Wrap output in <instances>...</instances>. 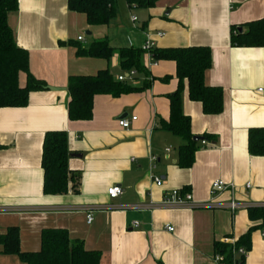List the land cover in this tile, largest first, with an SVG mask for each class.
Wrapping results in <instances>:
<instances>
[{
    "label": "crops",
    "instance_id": "0c3cea01",
    "mask_svg": "<svg viewBox=\"0 0 264 264\" xmlns=\"http://www.w3.org/2000/svg\"><path fill=\"white\" fill-rule=\"evenodd\" d=\"M126 1L130 25H117L113 36H108V24L90 25L85 14L70 10L68 0H18V10L10 13L16 42L29 52L31 72L48 88L31 92L25 107L0 108V233L17 226L22 251H39L44 229L65 228L72 241L101 251V264H220L215 243L238 241L258 224L249 219L248 207L264 206V156L248 149L249 130L264 127V93L259 91L264 88V47L231 43L233 26L264 17V0H157L152 7ZM157 32L166 34L155 37V48L209 46L212 64L205 82L224 90L223 111L208 115L185 87L182 109L191 117L193 135L215 136L199 142L189 168L178 164L183 140L160 125L169 120L168 96L178 85L173 61L144 52L148 76L139 79L138 73L129 81L141 90L97 95L90 120L68 118L71 75L107 68L115 77L127 72L117 53L110 59L79 56L70 41L88 47L107 38L114 48L141 47ZM164 76L171 79L165 82ZM25 81L21 73L20 83ZM133 116L137 119L128 128L119 124ZM49 130L67 131L68 165L79 179L70 185L78 181L77 191L43 192L41 161ZM158 176L161 186L153 179ZM217 180L233 183V191L211 193ZM112 186H121L122 194L111 198L107 190ZM175 189L191 193L196 205L164 204V196ZM232 199L245 206L232 211ZM262 229L252 233L245 264H264ZM0 264L26 263L2 253L0 245Z\"/></svg>",
    "mask_w": 264,
    "mask_h": 264
},
{
    "label": "trees",
    "instance_id": "16d2710c",
    "mask_svg": "<svg viewBox=\"0 0 264 264\" xmlns=\"http://www.w3.org/2000/svg\"><path fill=\"white\" fill-rule=\"evenodd\" d=\"M131 6L152 7L157 0H128ZM116 0H68L69 9L83 13L90 25L107 24L116 16ZM19 8L18 0H0V108L25 107L33 91L46 90V82L34 76L30 70L29 52L16 42L9 24V15ZM77 48L79 56L110 59L115 53L119 56L120 67L124 71L137 70L148 76L142 64L141 47L114 48L107 38L93 41L88 47L78 41H70ZM231 43L243 47H264V17L232 27ZM156 60L173 61L176 65L177 89L169 97V120H161V128L183 140L179 148L178 164L189 168L195 161L199 142L194 140L191 130V117L183 112L182 101L185 87L189 99L202 104L205 114L217 115L223 111L224 90L222 86L208 85L206 72L212 64V51L209 46L192 45L186 47L154 48L151 51ZM26 75L25 84L20 83V74ZM169 81L171 76H164ZM149 82V81H148ZM146 86V85H145ZM144 86V87H145ZM143 86L128 80L121 81L107 68L94 75H71L68 80L70 100L68 118L71 121L90 120L94 114V99L97 95L118 97L122 94L141 90ZM215 136L205 134L203 140ZM2 146L0 145V149ZM248 149L252 155L264 156V127L249 130ZM68 134L66 130H49L44 135L41 165L44 171L43 192L63 194L71 187L77 191L78 176L69 168ZM76 177V178H75ZM248 216L258 223L250 227L236 241L237 246L251 248V236L255 229L264 228V206L248 207ZM2 253L15 254L26 264H101L102 253L89 250L80 239L72 241L65 228H48L42 231L39 251H22L20 231L11 226L6 233H0ZM216 253L225 257L227 264L234 263V255L229 244L215 243ZM245 264L244 259L237 260Z\"/></svg>",
    "mask_w": 264,
    "mask_h": 264
},
{
    "label": "built area",
    "instance_id": "2783aa9c",
    "mask_svg": "<svg viewBox=\"0 0 264 264\" xmlns=\"http://www.w3.org/2000/svg\"><path fill=\"white\" fill-rule=\"evenodd\" d=\"M138 20V17L133 15L132 16V21L136 22ZM165 32H157L152 36L153 34H149L147 38L145 39L144 43L141 45V48L144 50L145 53H148L149 55L152 56V49L155 48L156 42H155V37H163L165 36ZM79 40H83V37L80 36L78 38ZM137 70L132 69L129 70L123 74H120L118 76V79L121 81H135L137 79ZM259 91L264 93V88H260ZM137 116H133L131 119L128 118H122L119 120V124L124 127L128 128L131 125V120H136ZM169 148L167 149V151ZM152 160L155 159L154 156L151 157ZM156 185L161 186L163 184V179L161 177H153ZM246 188H250L251 184L248 183L245 186ZM234 189V184L233 183H225L223 181L217 180L212 183V190L211 193H218L222 192L225 190H230L233 191ZM123 192V189L121 186H112L108 188L107 193L111 198H115L119 195H121ZM164 204H177V205H189V206H195L196 204L193 202V196L189 192H184L183 190L180 189H175L172 190L169 194H166L162 200ZM244 204H241L240 202L236 201L235 199H232L229 203V208L232 211H235L241 207H244ZM93 220L92 214H88V222H91ZM135 225H138V222H135ZM167 229L169 231H174L173 226H167ZM262 235L264 236V229H262ZM223 243L229 244L232 248V253L234 255V263L233 264H238L237 260L240 258L245 259L248 254L249 250L245 248L244 246H237L236 241L233 238H225L222 241ZM215 260L219 262L220 264H227L225 257L222 254L216 253L215 255Z\"/></svg>",
    "mask_w": 264,
    "mask_h": 264
},
{
    "label": "rangeland",
    "instance_id": "374dc122",
    "mask_svg": "<svg viewBox=\"0 0 264 264\" xmlns=\"http://www.w3.org/2000/svg\"><path fill=\"white\" fill-rule=\"evenodd\" d=\"M116 9H117V15L113 17L106 25H107V33L108 36H113V31L118 25L129 26L130 25V12L128 8V4L126 0H116ZM136 15H140V11L134 12ZM104 30V29H102ZM84 37L86 39L91 38L90 35H87L84 33ZM143 74H139L138 78L141 79Z\"/></svg>",
    "mask_w": 264,
    "mask_h": 264
},
{
    "label": "water",
    "instance_id": "95a60500",
    "mask_svg": "<svg viewBox=\"0 0 264 264\" xmlns=\"http://www.w3.org/2000/svg\"><path fill=\"white\" fill-rule=\"evenodd\" d=\"M194 140L200 141V140H203V138H202V136H194Z\"/></svg>",
    "mask_w": 264,
    "mask_h": 264
}]
</instances>
